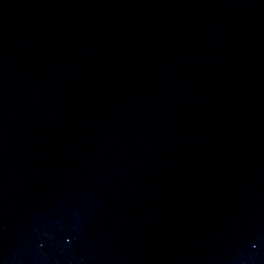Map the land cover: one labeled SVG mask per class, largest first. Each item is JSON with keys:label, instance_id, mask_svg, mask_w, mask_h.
Returning <instances> with one entry per match:
<instances>
[{"label": "water", "instance_id": "95a60500", "mask_svg": "<svg viewBox=\"0 0 264 264\" xmlns=\"http://www.w3.org/2000/svg\"><path fill=\"white\" fill-rule=\"evenodd\" d=\"M0 264H264V0H0Z\"/></svg>", "mask_w": 264, "mask_h": 264}]
</instances>
